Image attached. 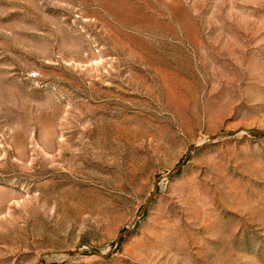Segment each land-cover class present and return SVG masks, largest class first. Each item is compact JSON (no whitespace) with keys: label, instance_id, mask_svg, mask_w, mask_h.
<instances>
[{"label":"rangeland","instance_id":"obj_1","mask_svg":"<svg viewBox=\"0 0 264 264\" xmlns=\"http://www.w3.org/2000/svg\"><path fill=\"white\" fill-rule=\"evenodd\" d=\"M253 131L264 0H0V264H264Z\"/></svg>","mask_w":264,"mask_h":264},{"label":"water","instance_id":"obj_2","mask_svg":"<svg viewBox=\"0 0 264 264\" xmlns=\"http://www.w3.org/2000/svg\"><path fill=\"white\" fill-rule=\"evenodd\" d=\"M232 134H234V132L219 133V134L213 135V136L210 138V141H213V140H215V138L220 137V136H228V135H232ZM251 134H252V135H255V136H261V137H263V136H264V131H253V132H251ZM201 147H202V145H198V146H195V147H191V148H189L185 160L177 166V168L175 169V171H174L173 173H171V174H169V175H167V176L170 177V178H172V177H174L175 175H177L178 171H179V170L185 165L186 161L189 159V155H190V153L193 152V151H195V150H197V149H200ZM159 181H160V178H157V179H156V185H155V192H157L158 189H159V188H158ZM154 198H155V193L150 197V199H149V201L147 202V204L143 207V209L141 210V212H140L139 215H138V218H140V217H142V216L145 215V213L148 211L150 205H151L152 202L154 201ZM130 232H131V230H127L126 232L122 233V234L118 237L117 242H116V249L120 246V244H121V240H122V237L129 235ZM90 249H91V252H92V253L98 254V255L102 256L103 258H105V259L108 258V257L111 255V253H108V254H106V255H103V254H101L99 251H97V250H95V249H93V248H90ZM77 250H78V249H75V250H73V251H67V252H65V253H74V252H76Z\"/></svg>","mask_w":264,"mask_h":264}]
</instances>
